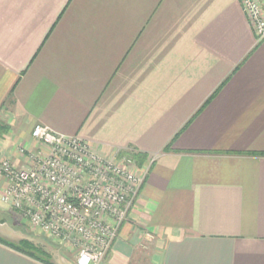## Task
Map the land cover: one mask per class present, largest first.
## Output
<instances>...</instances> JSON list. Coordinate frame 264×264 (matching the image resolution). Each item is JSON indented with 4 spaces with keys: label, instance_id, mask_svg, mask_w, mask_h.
I'll use <instances>...</instances> for the list:
<instances>
[{
    "label": "crops",
    "instance_id": "obj_1",
    "mask_svg": "<svg viewBox=\"0 0 264 264\" xmlns=\"http://www.w3.org/2000/svg\"><path fill=\"white\" fill-rule=\"evenodd\" d=\"M38 124L155 157L101 264H264V41L242 0H0V161L28 163ZM0 264L46 263L0 241Z\"/></svg>",
    "mask_w": 264,
    "mask_h": 264
},
{
    "label": "built area",
    "instance_id": "obj_2",
    "mask_svg": "<svg viewBox=\"0 0 264 264\" xmlns=\"http://www.w3.org/2000/svg\"><path fill=\"white\" fill-rule=\"evenodd\" d=\"M242 7L256 37L264 41V0H242ZM31 135L38 148H19L28 165L0 161L1 202L33 231L75 254V264H101L129 220L155 157L139 167L130 150L105 155L79 135L41 124Z\"/></svg>",
    "mask_w": 264,
    "mask_h": 264
},
{
    "label": "rangeland",
    "instance_id": "obj_3",
    "mask_svg": "<svg viewBox=\"0 0 264 264\" xmlns=\"http://www.w3.org/2000/svg\"><path fill=\"white\" fill-rule=\"evenodd\" d=\"M3 188V181L0 180V195L3 192ZM15 230L22 231L24 235L28 237L23 240H28L41 248L47 247L58 259H72L75 257V254L69 253L66 249L44 234L33 231L26 220H23L16 211L9 208V206L5 205L0 200V231L14 236L16 233Z\"/></svg>",
    "mask_w": 264,
    "mask_h": 264
},
{
    "label": "trees",
    "instance_id": "obj_4",
    "mask_svg": "<svg viewBox=\"0 0 264 264\" xmlns=\"http://www.w3.org/2000/svg\"><path fill=\"white\" fill-rule=\"evenodd\" d=\"M0 241L40 260L41 262H44L46 264H54L52 262V255L49 252L45 251L44 248H41L40 246H37L36 244L28 240H22L20 242L13 243L0 238Z\"/></svg>",
    "mask_w": 264,
    "mask_h": 264
}]
</instances>
